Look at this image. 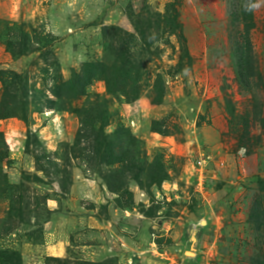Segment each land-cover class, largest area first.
Masks as SVG:
<instances>
[{
	"label": "rangeland",
	"instance_id": "374dc122",
	"mask_svg": "<svg viewBox=\"0 0 264 264\" xmlns=\"http://www.w3.org/2000/svg\"><path fill=\"white\" fill-rule=\"evenodd\" d=\"M0 134V264H264V0H0Z\"/></svg>",
	"mask_w": 264,
	"mask_h": 264
},
{
	"label": "trees",
	"instance_id": "16d2710c",
	"mask_svg": "<svg viewBox=\"0 0 264 264\" xmlns=\"http://www.w3.org/2000/svg\"><path fill=\"white\" fill-rule=\"evenodd\" d=\"M245 9L247 11V8H245ZM169 24L172 27V31L171 32L175 33L176 27L177 26L179 27V25L176 24V20L173 19V22L169 23ZM145 25H146V29H148V30H150L152 28L151 24H143L142 27L145 28ZM119 54H120L121 57H123L122 60L117 61V63H119V65H120L119 69L121 71H123L126 75L132 73V71L134 70L133 64L131 63L133 58L130 55L125 54L124 49H120L119 50ZM242 56L243 55H241V59H242ZM241 59H240V62H241ZM242 60H243L244 64L247 66V61H248L247 57H244ZM23 118L26 120L27 117L23 114ZM0 140H1L0 144L1 145H5V141H3L2 137H1V134H0ZM28 142L30 144V139H29ZM5 154L7 155V153H3V152L0 151V159L7 157V156H5Z\"/></svg>",
	"mask_w": 264,
	"mask_h": 264
}]
</instances>
